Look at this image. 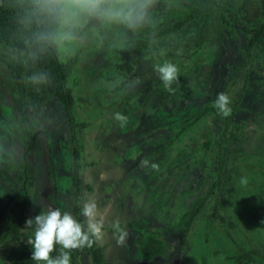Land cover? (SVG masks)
Wrapping results in <instances>:
<instances>
[{
    "label": "rangeland",
    "instance_id": "1",
    "mask_svg": "<svg viewBox=\"0 0 264 264\" xmlns=\"http://www.w3.org/2000/svg\"><path fill=\"white\" fill-rule=\"evenodd\" d=\"M197 3L205 4L204 0H151L148 19L136 29L106 21H99V28L85 29L89 20L87 17L73 26L71 36L62 42L55 39L62 62L66 63L74 57L78 59L67 84L75 99L72 112L75 120L77 123L86 124L80 133L79 142L82 148L80 175L83 186L88 188L81 194L82 204L89 201L96 203L99 218L104 220V234L100 239L94 240L105 247L109 254L115 252L117 264H129L126 262L128 260L121 257L128 258L130 250L134 252L135 247H138L140 237L151 230H158L167 246L160 259L152 264H209L202 261L201 257L193 255L190 242L193 236L191 234L197 232L201 218L194 222L189 237L183 239L188 212L194 207L190 197L200 196L207 191L217 172L214 159L218 155L214 152L218 148L215 142V145L210 143L213 139L207 135L210 131L206 123L193 127L182 141L200 153L198 161L188 160V156L183 158L184 166L188 168L187 175L182 168L175 167L176 163L182 162L174 161V151L162 163L159 162L157 167H153L155 156L142 148L144 144L151 142L150 149L159 150L161 144H152L154 139L148 137L152 130L180 124L200 112L206 103L184 107L181 98L176 103H168L170 96L174 98L176 93H180L178 90L183 83H179L178 88L173 89L164 101L151 99L155 96L153 72L157 74L154 65L165 60H156L154 64V53L141 56L138 49L125 45L129 37L149 34L154 19L185 17L198 11L195 7ZM241 18L245 16L242 15ZM195 20L194 18L188 22V25L194 26L188 35L181 34L183 37L180 40L189 41L191 56L201 55L206 60H211L212 51L217 47L215 40L210 38L214 33L209 30V34L202 36ZM202 37L203 43L198 44ZM171 43L172 51H175L176 41L171 40ZM126 50L141 56L139 67L128 61L126 64ZM150 51L152 50L148 53ZM255 54L257 55L256 51L252 49L253 57L247 60L246 70H243L245 73L258 75L262 71ZM40 75L45 78L38 82H31L29 79ZM228 82L231 85L223 93L230 100L237 81L234 85L232 80ZM186 84L188 87L191 85L187 82ZM209 99H215V95L211 93ZM127 104L132 106L131 114L124 112L128 111ZM255 104L246 116L240 118L243 122L240 136L243 140L242 152L236 156L246 158L250 171H263L253 180L255 189L250 191L242 185L247 168L233 162L234 157L230 161L228 152L234 147V143H229L221 152L224 162L232 165V179L225 184L224 191L218 193L217 200L223 209L224 219L230 225L228 229L241 239L264 236V194L258 193L264 188V95H258ZM120 116L124 119L121 120ZM41 130L43 133L38 137L35 149L29 154L32 190L38 194L31 208L33 216L39 211L54 208L49 198L53 189V166L50 161L56 172L57 208L67 210L73 215L75 202L72 144L65 117L53 96V82L49 74L41 71L35 63L27 62L23 79L20 80L7 74L0 62V152L3 150L10 154L9 160L3 163L0 161V193L2 189L12 192L20 186L21 176L14 165L25 151V141ZM7 133H10V139L6 138ZM253 142L256 143L254 150ZM207 143L208 148L205 146ZM149 177L154 179L151 181L154 182L152 193L145 190ZM176 196L179 197L175 199ZM154 199L160 201V204L153 206ZM163 199L168 202L162 201ZM214 199L208 201L209 207L213 205ZM173 204L179 205L182 211L178 217ZM166 205L172 206L174 210L170 211ZM187 206L189 210H184ZM257 212L261 217L257 218ZM80 215V222L86 225V218L82 213ZM128 221L132 228H128ZM29 231L32 233L33 228ZM121 231H126V237L118 243L117 237ZM211 235L219 254L225 251L224 256L222 254L220 257H228L229 247L226 248L221 238L212 233ZM87 244L89 247V243ZM82 253L79 263L90 264L89 257H86L88 252L82 249ZM223 259L209 257L215 264H221Z\"/></svg>",
    "mask_w": 264,
    "mask_h": 264
},
{
    "label": "trees",
    "instance_id": "2",
    "mask_svg": "<svg viewBox=\"0 0 264 264\" xmlns=\"http://www.w3.org/2000/svg\"><path fill=\"white\" fill-rule=\"evenodd\" d=\"M204 3V5L197 3L195 7L198 11L185 17L154 19L149 34L142 37H129L125 42L126 47L138 49L141 56L143 54L150 56L151 53H154L155 59L152 60L154 64L156 60L164 59L176 64L178 68L177 79L167 89L159 79L158 73L153 72L155 84H152L155 86L154 95L156 98L153 96L151 99L164 101L171 95L173 89L178 88L179 83H183L178 90L180 93H176L174 98L170 96L169 101L167 100L168 103L170 101L176 103L180 98V101L184 102V107L206 103L200 112L180 124L153 129L148 137L154 139L152 144H161L159 150L150 149L151 142L146 143L147 145L144 144L142 148L155 156L153 163L156 167L159 162L162 163L167 158V155L171 156V151H174V161L182 162V164L176 163L175 167L182 168L184 174L187 175L188 168L186 169L184 166L183 158L188 156V160L198 161L200 153L182 141L193 130V127L202 126L206 123V127L210 131L207 135L213 139L210 140V143L215 142L216 145L213 144L218 148L214 152L218 155L214 159V161L216 160L214 164L217 167V172L211 182V187L207 191L200 196L190 197L194 207L190 210L188 206L184 208L189 212L184 224L183 239L186 240L189 237L188 234L194 222L201 218L198 222L199 228H197V232L191 234L193 236L190 240L195 257H201L202 261L209 264H215L209 260V257L215 260L223 259L220 255L223 254L224 256L225 251L219 254L216 250L212 233L221 238L222 242H225L226 248L229 247L230 249L228 257H224L223 261H220L221 264H264V236L255 238L248 236L246 239L234 236L232 231L228 229L230 225L224 219L223 209L217 200L218 193L223 192L225 184L231 182L232 179V165L226 164L222 159L224 156L221 155L229 143H234V147L228 152L230 161L231 157H234L233 162L242 164L246 168L248 166L246 158H237L236 156L242 152L241 143L243 140L240 139V136L243 122L240 118L246 116L248 111L256 105L258 95L261 97L264 95V0H204ZM242 15L245 18H241ZM194 18L199 24L195 25L199 27L202 36L206 33L209 34V30L214 33V37L212 35L210 38L215 40L217 47L212 51L211 60H206L201 55L191 56L189 41L180 40L190 33V29L194 25H188V22ZM99 21L94 17H89L85 29L99 28ZM44 27L45 23L38 17L34 8V0H0V48L2 49L0 62L5 72L22 80L27 62H31L35 63L41 71H46L53 82V96L65 117L72 144L74 163L72 182L75 202L73 216L80 221L83 206L81 194L85 188L88 189L87 186H83L80 175L82 148L79 144L80 133L86 124L77 123L75 120L72 113L75 99L67 84L68 77L78 59L74 57L66 63L62 62L59 59L60 54L55 39L41 38V30ZM210 38L208 39L211 41ZM171 40L176 41L175 51H172ZM201 43H203V37L198 42V44ZM252 49L256 51L255 57H257L263 71L258 75L243 71L246 70L247 60L253 57L251 55ZM149 50L152 51L148 53ZM140 55L126 50L124 52L126 64L128 61L139 67L142 61ZM254 78H256L255 81ZM228 80H232V85L237 81V87L233 92V97L229 100L230 112L228 115H223L218 111L215 99L218 93L228 90V86L231 85ZM186 82L191 83V85L189 84L190 87L188 84L185 85ZM211 93L215 95V99H209ZM127 105L128 111L124 112L131 114L132 106ZM42 133V130L37 131L25 141V151L21 154L18 163L14 165L21 176L20 186L12 192L2 189L3 191L0 193V264H35L31 259V245L28 242L32 235L29 231L31 226L25 225V221L33 216L31 208L35 203L33 202L35 197H38L37 191L32 190L29 154L35 149L37 139ZM6 138L10 139V133L6 134ZM143 140L141 141L143 142ZM208 145L209 143L205 144L206 148ZM252 149H256L255 142L252 144ZM9 158V152L3 150L0 152L2 163ZM50 165L54 168L51 161ZM53 168V172L51 171L53 189L49 198L53 207L57 208V179ZM245 171L242 185L252 191L256 187L253 181L255 176L263 171L252 172L248 168ZM151 181L154 179L149 177V184L145 188L147 193L153 192L151 187L154 182ZM262 186L264 187L263 182ZM33 189H35L34 186ZM258 193L263 195L264 188ZM178 197L176 196L175 199ZM212 198H215L214 203L209 207L208 201ZM183 200L185 201L184 198ZM162 201L168 202L165 199ZM158 204L160 201L154 199L152 205L157 206ZM174 207L175 215L178 217L182 211L179 205H174ZM169 210L173 211L174 208L171 206ZM256 216L257 218L261 217L258 212ZM128 222V228H132L130 221ZM160 235L162 236L158 230L149 231L145 236L140 237L138 247H135L134 252L128 251L130 253L128 258L124 256L121 258L128 260L126 262L129 264H152V262H156L167 248L166 240ZM59 248V245H54L50 255H58ZM82 249L86 253L88 252L86 257L87 259L89 257L90 264H117L115 252L112 251L109 254L108 251H105V247L100 246L94 238H91L89 247L88 244H85L82 247L67 250L70 253V264H80L79 259L83 255Z\"/></svg>",
    "mask_w": 264,
    "mask_h": 264
},
{
    "label": "clouds",
    "instance_id": "3",
    "mask_svg": "<svg viewBox=\"0 0 264 264\" xmlns=\"http://www.w3.org/2000/svg\"><path fill=\"white\" fill-rule=\"evenodd\" d=\"M150 3L151 0H34V8L45 23L41 38H58L62 42L71 36L73 26L87 17L136 29L146 22ZM154 69L166 89L177 79L178 68L170 61L157 63ZM44 78L40 75L29 79L38 82ZM215 105L223 115L229 114V97L224 93L217 94ZM120 119L124 117L120 116ZM81 213L86 218V225H82L69 211L60 208H48L26 219L25 225L33 228L28 242L35 264H70L68 249L82 247L90 243L91 238L100 239L103 236L104 220L99 218L96 203L85 202ZM125 237L126 231H121L117 242H122ZM54 245L60 248L58 255L52 256L50 253Z\"/></svg>",
    "mask_w": 264,
    "mask_h": 264
},
{
    "label": "bare ground",
    "instance_id": "4",
    "mask_svg": "<svg viewBox=\"0 0 264 264\" xmlns=\"http://www.w3.org/2000/svg\"><path fill=\"white\" fill-rule=\"evenodd\" d=\"M146 35V34H145ZM221 60V59H220ZM36 61V60H35ZM238 103V102H237ZM88 164V163H87ZM25 175V174H24ZM261 245V244H260ZM254 250V249H253Z\"/></svg>",
    "mask_w": 264,
    "mask_h": 264
}]
</instances>
